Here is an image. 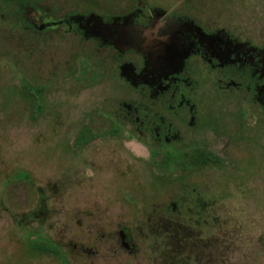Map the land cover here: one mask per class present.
I'll list each match as a JSON object with an SVG mask.
<instances>
[{"label":"rangeland","instance_id":"374dc122","mask_svg":"<svg viewBox=\"0 0 264 264\" xmlns=\"http://www.w3.org/2000/svg\"><path fill=\"white\" fill-rule=\"evenodd\" d=\"M58 1L39 0L37 9L58 13L67 1L80 0ZM93 1L112 14L96 27L104 30L105 43L113 40L104 37L108 28L118 31L112 35L119 52L137 48L121 67L122 78L130 74L157 83L178 72L196 44L218 62L213 80H264V0ZM13 2L0 0V264H54L46 255L25 257L21 244L52 239L70 250L71 240L88 237L90 223L99 227L101 212L126 201L132 205L124 184L118 188L119 179L131 180L129 188L148 190L151 196L138 197L140 207L150 205L148 200L161 207L181 189L174 185L181 170L184 182L212 202L208 213L213 219L196 226L185 212L169 222L154 221L155 238L163 240L154 244L148 264H172L173 257L186 264H264V115L259 106L247 98L223 97L221 89L218 97L195 98L210 82H203V72L189 76L199 86H191L190 98L205 115L216 111L218 117L213 132L182 125L183 139L204 140L222 163L194 167L183 163L189 155L183 149L169 150L164 168L149 163L151 138L131 124L140 93L123 85L115 67L100 63L96 44L56 28L36 33L24 22L37 15L25 9L21 20L14 14L21 8ZM149 3L159 8L148 10ZM91 17L92 25L99 23L93 15L81 18ZM29 86L41 87L42 95L28 91ZM33 96L43 97L36 118L31 117L36 104L28 99ZM91 115L108 116L118 133L78 138ZM117 188L119 198L106 197ZM192 198L186 197V205L193 204ZM120 255L116 264H135ZM137 258V264H147L143 250Z\"/></svg>","mask_w":264,"mask_h":264},{"label":"flooded vegetation","instance_id":"af4514ba","mask_svg":"<svg viewBox=\"0 0 264 264\" xmlns=\"http://www.w3.org/2000/svg\"><path fill=\"white\" fill-rule=\"evenodd\" d=\"M37 2H39V0H37L36 3ZM158 8L159 7L153 3H149L147 6L148 10ZM88 15L98 17L99 23L92 25L94 17H91V19L81 18ZM111 15L112 14L107 13L106 11H104V13L96 11H90L84 14L72 13L56 19H43L42 16L39 15L35 16L36 19H40L38 20V25H36V19L35 21L34 19H27L25 22L27 24L24 26L31 27L36 33L56 28L60 29V32L76 33L77 35H80L82 40L84 39L92 46L96 44L95 48L97 47V49L101 51L102 59L100 63L106 64L108 67H115V69H117L118 78L123 85L131 89L132 92L140 93V99L134 102V115L131 117V124H133L132 129L135 132L150 136L151 147L153 150L152 154L155 153L153 156L155 162L165 161V157H167V162L169 163L171 157V153L168 152L169 150L175 151L183 149L185 154H187V152H189L188 154H191L192 150H198V153L206 150L217 155L208 148L204 140L197 138L183 139L184 137L182 136L181 131L182 125L187 123L190 127L196 128L200 132H202V130L204 133H208L209 131L213 132L216 131L215 124L217 123L218 117L216 111H211V114L205 115L203 110L198 108L196 102L190 98L193 97L192 92H190L191 86L193 85L197 88H199V86L194 84L192 81L193 79H190L189 76L196 77L203 72V77H205L203 82H210L209 86L207 84L201 85L200 91L194 94L195 98L218 97V91L221 89L224 91L223 97L247 98L248 104H257L264 115V101L259 102L257 99L258 97H264V92L262 93V91H264V80L261 81L259 77V81L249 80L235 83L231 82L230 79H220L218 77L213 80L212 74L213 71H215L218 62L216 59L208 57V54L203 49L204 45L197 47L195 44L191 49V53L189 52L186 56L184 64L179 71L171 73L157 83H155V81L153 82L151 78L138 77L137 79L136 77L133 78L130 74L122 78L120 74L121 67L127 62V58L130 54L137 52V48L134 44L131 49H128L123 53L119 52L114 48L117 43L116 40H114V35H112L113 33H118V31L116 32V30L110 29L107 31L108 28L105 29L106 33L104 37L106 38L107 36L113 40L109 44L105 43V40L102 39V33H104V30L99 31L96 27L101 24L104 25L107 21L111 20ZM79 20H81V22H79ZM142 22L145 21L143 20ZM147 23H150V21L147 20ZM43 24L45 26L40 28ZM84 33L88 36L85 37ZM254 74H258V72ZM134 79H137V82L133 81ZM195 81L196 83L198 82V80ZM143 99L149 101V104L146 105ZM136 112H138V114H136ZM108 116L101 117L91 115L90 119L86 125L82 127V130L79 133L83 132L84 138L87 137L90 140L105 133L115 136V134L118 133V127H116L114 121L111 118H108ZM102 128H104V130H101ZM77 136L80 138V135ZM246 139L247 138L244 135L243 140L245 141ZM248 140L250 139L248 138ZM161 151H163V153H161ZM152 154L147 162L154 164ZM159 156L163 157L158 159L157 157ZM217 156L220 157L219 155ZM220 159L222 161L221 157ZM195 162L196 160L191 157H187L185 161H183V163L189 165ZM130 164L132 163L130 162ZM208 165L213 164L209 162V164H206L205 166ZM180 175H178V177H181ZM128 182H131V180L123 181L122 179H119L118 188H121L124 184L123 186L126 187L125 193H131L133 198L132 205L126 201L125 205H119L114 209L109 207L113 210L112 212H101L102 221L99 227L90 223V227L87 228L88 237L84 239L83 242L71 240L70 250H67L64 247V244L59 245L52 239H38V241L34 242L45 243L47 246L46 249L49 252L37 251L34 247L35 245H33L34 243L23 242L21 245L24 246L23 253L25 257H27V255H32L34 257L38 254L39 256L46 255L51 258L54 264H99L102 260L108 261L110 264H116L119 263L117 257L124 253L125 257L131 262L134 261V263L137 264L138 252L143 250V259L147 261L148 264L149 259L154 255V244L158 242L159 245L163 240V238L162 240L161 238H155L158 235V232L154 231V221H160L163 223L169 222L177 216H182L180 214H184L185 212L187 214L186 218L196 226H204L209 222V219H213L208 213V209L211 208L210 205L212 202L203 199V193L198 187L189 186L182 181V179L180 180L181 184L178 182L174 184L176 187H181V189H176L175 192L170 195L166 204L161 207L151 205L153 203H150L149 200L148 202L150 205L140 207L138 205V197L140 193L142 197L145 195L146 197H149L151 195L148 193V190L145 191V189L139 190L137 187L129 188ZM149 182L154 184L152 180H149ZM164 183L165 182L162 184ZM164 186L168 188V185ZM118 188L115 192H105L106 197L119 198L121 191ZM189 196L193 197L191 199L193 204L186 205V197ZM215 220L216 218L214 221ZM144 245L146 246V249L144 248ZM102 251L104 253H102ZM171 261L172 264H176V261H180V264H186L181 258L177 259L173 257Z\"/></svg>","mask_w":264,"mask_h":264},{"label":"trees","instance_id":"16d2710c","mask_svg":"<svg viewBox=\"0 0 264 264\" xmlns=\"http://www.w3.org/2000/svg\"><path fill=\"white\" fill-rule=\"evenodd\" d=\"M14 1L13 4H16V1L18 2L16 5H19L21 10L19 11H14V14H16L21 20L23 19V14H25V9L28 12H33L35 13L37 16L41 15L43 19H47V18H52V19H56L58 17H62L64 15H68V14H72V13H87L90 11H96V12H101L104 13V10H100L99 6L93 1V0H80L79 2H69L67 1L66 5H63L64 8L62 9H58V13L55 12H41L40 10L37 9V4L35 0H12ZM58 1V0H57ZM59 2V1H58ZM65 4V3H63ZM13 11V10H12ZM31 16H33L32 14H30ZM30 15L28 17H30ZM25 23V22H24ZM27 24V23H25ZM34 88V91L37 93L38 96H41L42 92V88L39 86H29L28 87V91ZM29 93V92H28ZM30 98L31 102H35V107H37V112L36 114H34V116L31 115L32 118H36L39 114V110L42 108V103H43V97H28V99ZM42 102V103H41ZM30 106H32L30 104ZM79 137L80 138H84V134L79 133ZM155 154V153H154ZM154 154H152V158L154 156ZM188 157L193 158L194 160H196L195 163L191 164L194 167H204L206 164H209V162H211L213 165H220L222 163L220 157H218L217 155H214L212 152L210 151H206L203 150L201 152H196V153H191L188 155ZM154 161V164L156 163L157 166H160L162 168L165 167V165L168 164L167 162V157H165V161H160V162H155L154 158L152 159ZM182 171V170H181ZM181 171L180 174L182 173ZM19 176H21L20 174H18ZM23 178L29 179L26 175H23ZM182 177V175H181ZM178 178L177 182L181 184L180 180L183 178ZM160 179V177H159ZM161 179H163V177L161 176ZM182 181H184V179H182ZM33 245H35V249L37 251H46L49 252L46 249V244L45 243H34ZM50 248V247H48Z\"/></svg>","mask_w":264,"mask_h":264},{"label":"water","instance_id":"95a60500","mask_svg":"<svg viewBox=\"0 0 264 264\" xmlns=\"http://www.w3.org/2000/svg\"><path fill=\"white\" fill-rule=\"evenodd\" d=\"M44 26H45V25L43 24V25L40 26V28H43Z\"/></svg>","mask_w":264,"mask_h":264}]
</instances>
